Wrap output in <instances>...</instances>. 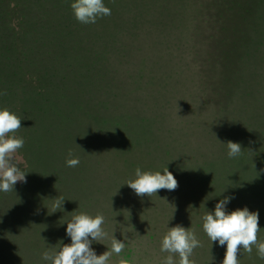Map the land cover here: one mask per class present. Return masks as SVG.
<instances>
[{
    "label": "rangeland",
    "instance_id": "obj_1",
    "mask_svg": "<svg viewBox=\"0 0 264 264\" xmlns=\"http://www.w3.org/2000/svg\"><path fill=\"white\" fill-rule=\"evenodd\" d=\"M41 1L6 0L0 3V14L5 16L6 27L0 28V67L7 71L9 62L13 72L17 74L20 71L23 76L10 84L18 81L21 85L24 79H37L53 71L47 67L49 63L55 65L57 81L72 84V87L66 85L72 94V99H65L66 109L73 108L74 100L81 97L82 107L89 103L98 120L21 122L22 127L17 133L32 139L28 145L33 146L35 142L42 154L59 158L57 172L63 179V192L75 199L72 204L75 213L86 212L93 216L102 213L105 217L102 227L108 236L102 243L94 241L91 245L97 255L107 248L110 250L115 229L113 235L125 243V249L119 256L113 253L108 264H118L120 259L128 264H164L170 253L161 251V240L180 215L170 210L165 216L169 203H164V197H138L124 183L134 179L137 167L147 171L150 159L162 157L180 170L194 163L208 165L213 158L219 170L218 177L223 178L229 173L226 168V142L229 140L241 145V157H264V0H103L111 10V15L100 21L105 36L99 31L95 38L91 36L88 40L87 29L81 23V37H77V33L73 37L81 41L86 38L88 44L92 43V49L96 48L99 53L92 57V75L88 73L87 77H80L81 86L83 83L95 86L93 90L85 89V93L76 91L79 84L76 80L62 74L77 75L81 67L76 64H84L82 53L79 54L81 57L67 63L73 74L62 61L63 52L59 51L64 47L35 48L36 42L44 45L52 40L50 32H42L44 34L37 37V22L47 21L40 17L52 16L48 5ZM54 1L65 7L73 2ZM15 3L24 6V15ZM64 11L68 12L67 9ZM20 17L26 22L28 20V29L24 30ZM79 51L76 50L77 53ZM101 57L105 59L100 60ZM102 61H106L105 64L102 65ZM148 61H156L151 64L157 66L156 69L149 67ZM167 63H172L175 69H170L166 75H175L176 69L180 72L182 66L188 70V75H197L186 79H192V87L196 86L202 92L197 97L195 112L190 118L187 116L189 122L176 120L172 101L170 105H164L168 102L161 99L157 106V101H152L151 92L143 97L135 94L145 86L150 88L151 84L161 89L166 77L163 64ZM224 67L227 74H221ZM207 74L221 75L227 80L236 79L238 83L240 77L247 81L252 78L253 81L248 90L245 85L246 92L238 86L233 87L238 92L234 91L232 97H227L229 91H224L220 97L218 93L212 94L209 89H204V76ZM186 80L183 78L180 84ZM27 83L41 85L35 81ZM21 93V89L9 88L4 92L6 105L0 103V108H7L20 117L25 112L28 119L35 117L37 104L23 108ZM26 98L30 101L31 96ZM228 98L234 106L256 108L263 122H208L216 116H226V112L218 113V110L230 105ZM145 99L146 102L143 101ZM133 100L148 104L153 110L134 122L131 116L137 104ZM82 110L80 108L79 112ZM72 115L68 113L67 117ZM25 148L18 150L15 161L26 155ZM69 151L79 158L78 166L66 165ZM37 152L40 151L37 149ZM124 161L126 163L122 167ZM233 166L246 167L251 172L248 176H252L255 170L254 163L236 161ZM227 189L223 188L225 192ZM179 191L187 192L185 189ZM168 195L172 203V196ZM223 197L219 196L217 200ZM197 198L184 199L191 202ZM22 238L11 236L7 242L17 244ZM62 241L64 244L71 242L69 236ZM7 258L10 264H17L13 254L0 250V264H6ZM173 258L178 264L179 256L174 255ZM29 261L28 264H32V260Z\"/></svg>",
    "mask_w": 264,
    "mask_h": 264
},
{
    "label": "trees",
    "instance_id": "obj_2",
    "mask_svg": "<svg viewBox=\"0 0 264 264\" xmlns=\"http://www.w3.org/2000/svg\"><path fill=\"white\" fill-rule=\"evenodd\" d=\"M45 1L41 2L48 5V12L51 11L52 16L40 17L47 21L44 22V20H39L37 22V37L45 32H50L52 36L49 35L52 40L50 39L48 43L44 45H37L36 42V50L42 49L41 46H53L57 49L64 47V49L59 52H63L62 61L66 65L73 59L84 55L82 57L84 64H79V62L76 64L81 67V70L78 71L76 76L66 72L62 74L79 83L76 91L85 93V89L88 90V88H90L93 90L95 86L90 84L84 85L83 83V87L80 85V82L81 78H83V76L87 77L88 73L92 75V57L99 55L96 48L92 49V43L88 44V40L91 36L95 38V35L99 34V31H101L102 36H105L104 30L100 28L101 18H97L94 24H84V27L87 29L85 30L87 32L86 38L88 39L86 40V38H83L84 42L77 38L79 35L81 37V32H83V30H81L82 24L71 14L70 6H62L54 0ZM70 1L67 2L70 3ZM5 2L6 0H0V3ZM14 5H17L21 15H24V6L17 3ZM64 9H67L68 12L64 11ZM20 18H22L21 22L24 25V30L28 29V26H30L28 20L26 22L23 17ZM4 20L5 16L1 13V29L6 28ZM45 23L48 26H46ZM76 33L77 37L74 39L73 37L76 36ZM7 43L9 44V41H7ZM76 50L80 51L77 53ZM81 53L82 55L79 56ZM54 56L55 55L51 56L52 60H54ZM101 59L105 58L101 57L100 60ZM55 61L58 60L55 59ZM105 62L106 61H102V65L103 63L105 64ZM148 62L149 67L156 69L157 66L151 65L155 64L156 61ZM43 63L47 66L46 62ZM47 67L53 71L49 73L46 72V75H42V77L37 79H24L21 85H18V81L10 84L13 80H19L21 76H23L20 71L17 72V74L13 72L10 69L9 62L7 71L0 67V103L6 105V101H4V92L9 91V88L21 89L22 98L20 101L24 105L23 108L25 106L33 107L35 104H37L38 108V113L35 117L30 116V119H28V114L25 112V114L21 116V122H93L94 120H98V117L91 111L89 103L85 108L82 107L80 104L81 97L74 100L73 108L69 110L66 109V105L64 104L66 97L72 99V94L67 91L66 85L72 87V84L57 81L58 78L54 75L55 65L49 63ZM67 67L68 71L72 72L68 65ZM172 67V63L163 64L165 75L170 69H175ZM225 70L224 67L221 74H227ZM176 72L175 75L168 74L164 77L161 89H156V86L151 84L150 88L145 86L143 89L137 90L143 93H136L137 91H135V94L143 97L145 93L149 96L151 92L152 101L154 103L157 101V106L161 102V99L164 102H168L164 105H170L172 101V103H174L173 114L176 120H183L180 122H189L188 119L196 109L195 104L197 97L200 96L202 92L198 87H192V79L189 81L186 80L191 77L195 78L197 75H188V70L183 66L180 68V72H178L177 69ZM72 73L75 74L74 72ZM201 74H204V72H201ZM183 78L186 80V83L180 84ZM204 78V89H209V93L212 94L218 93L220 97L223 96L224 91H229L227 97H232L235 91L233 87L238 86L241 91L246 92L253 81L252 78L247 81L246 78L242 80L240 77L238 83L236 79L230 78L227 80L228 78L223 79V76L216 74H207ZM53 80L55 81L54 83ZM29 81H35L41 85H28L27 82ZM245 85H247V88ZM244 88H246V90ZM72 90L75 91L74 88H72ZM25 91H27V93H24ZM13 94L15 95V93ZM89 95L91 96L90 90ZM25 96H31L30 101H28ZM143 101L146 102L147 99ZM133 103L137 104L131 116L134 122L139 121L148 111L153 110L150 109L148 104H141L136 100H133ZM229 104L227 108L218 110V113L226 112V116L219 115L215 117L216 119L210 118L211 121L208 120V122H263L260 121L257 109L254 106L249 107L255 108V110L237 107L231 103L230 99ZM80 108H83L82 113L79 112ZM68 113H72V117H67ZM239 113L242 114L240 115ZM187 116L189 117L188 119ZM16 135L23 137L25 141L23 148L26 147L24 149L26 155L15 162L18 163L22 171L27 172L25 174L26 182L16 183L14 185V191L12 192L4 193L0 191V250L6 254H13L16 257L15 263L17 264H28L29 260H32V264H43L44 260L42 259V253L47 250L59 248L60 242L63 243L62 240L68 236L65 231L66 221L70 220L74 213L72 204H74L75 199L67 197L63 192L61 183L63 179L56 168L57 164H59V158L44 153L42 154L41 149L37 148L35 142L33 146H29L28 143L32 139L28 138L26 135L24 136L20 133H16ZM37 149L41 153L37 152ZM214 161L216 160L212 158L209 160L208 165L200 166L194 163L188 167H181L180 170L170 164L167 158L162 157L150 159L147 166V171L151 172H163V169L167 167L178 181V187L172 191L174 195L168 190H160L158 191L160 193L156 194V196L161 195L164 197V203L168 202L169 208L173 204L170 209H167L165 216L170 210L180 215L178 221L174 223L173 226L179 224L185 228L195 229L197 238L202 244V247H198L193 251L192 260L195 264H221L223 260L226 246H220L217 242L211 243L202 227L203 215L207 211L214 210L215 204L219 201L217 200L219 196L231 197L230 201L226 204V211H232L242 207H247L249 211H257L259 213V227L261 228L258 233V240L264 241V157L238 156L229 158L228 156V166H226V168H228L229 173L223 178L218 177L219 170L215 166ZM236 161H241L243 164L254 163L255 170L252 176H248L251 172L246 167L242 166L241 168H237L233 166V163ZM125 163L126 161H124L121 166L124 167ZM251 186L253 190H251ZM224 187H228L227 192L223 190ZM179 189H185L188 193L180 192ZM168 193L172 196V203L170 198H167L169 197ZM56 197L65 198L62 210H57L49 214L48 209H51L53 200ZM185 197H190V199L194 197L198 198L190 202L185 200ZM11 236H21L23 238L22 241L15 244L13 242H7V239ZM238 255L240 264H264V259L259 258L255 247H253L251 255L246 253L243 248L240 249ZM211 257L213 259L210 261ZM4 262L10 264L8 258Z\"/></svg>",
    "mask_w": 264,
    "mask_h": 264
},
{
    "label": "clouds",
    "instance_id": "obj_3",
    "mask_svg": "<svg viewBox=\"0 0 264 264\" xmlns=\"http://www.w3.org/2000/svg\"><path fill=\"white\" fill-rule=\"evenodd\" d=\"M74 18L82 24H94L97 18L111 15V10L105 6L103 0H73L70 4ZM21 117L7 108H0V191L4 193L14 191L17 182H26V173L15 162V154L23 148L24 138L16 133L21 129ZM229 158L242 154V147L238 142L227 141ZM80 163L78 157L69 151L66 165L76 167ZM138 197H151L160 190L174 191L178 181L167 167L163 172L142 171L135 169L134 179L126 183ZM231 197L225 196L214 206L213 211H207L202 217L203 231L212 242L226 246L221 264H240L238 254L240 249L251 255L253 247L257 249L259 258L264 259V241L258 240L259 213L249 211L247 207L226 211V204ZM65 198L56 197L48 213L62 210ZM105 217L102 213L90 215L86 212L73 213L70 220L66 221V234L71 243L60 242L57 249L47 250L42 253V259L48 264H108L111 256H117L125 249V243L116 239L113 229L110 250L97 255L92 243L104 240L108 233L103 229ZM202 247L197 238L195 229L185 228L179 224L169 227L161 240V251L170 253L164 264H177L173 256L178 255V264H195L190 257L194 249ZM213 258L211 257L210 261ZM209 261V262H210ZM118 264H128L120 259Z\"/></svg>",
    "mask_w": 264,
    "mask_h": 264
}]
</instances>
